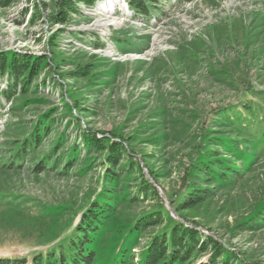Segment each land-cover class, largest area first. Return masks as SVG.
Segmentation results:
<instances>
[{"label": "rangeland", "instance_id": "1", "mask_svg": "<svg viewBox=\"0 0 264 264\" xmlns=\"http://www.w3.org/2000/svg\"><path fill=\"white\" fill-rule=\"evenodd\" d=\"M56 2L0 4V52L42 56L48 64L26 94L17 89L8 99L2 96L8 75L0 76V258L30 261L67 248L105 185L103 153L83 148L90 132L123 140L156 193L134 197L138 174L122 170L127 160L115 167L118 196L125 199L107 220L99 254L118 228L126 231L165 209V225L144 230L129 264L169 218L247 264H264V226L244 224L264 202V156L201 205L177 212L170 204L184 194L186 169L207 138L230 130L221 127L220 116L236 118L242 104L262 101L264 0H169L145 17L126 0H100L91 8L80 4V15L63 25L52 21ZM84 66L88 75L75 76ZM43 120L40 143L22 160L15 157Z\"/></svg>", "mask_w": 264, "mask_h": 264}, {"label": "trees", "instance_id": "2", "mask_svg": "<svg viewBox=\"0 0 264 264\" xmlns=\"http://www.w3.org/2000/svg\"><path fill=\"white\" fill-rule=\"evenodd\" d=\"M100 0H57L52 21L66 24L70 17L80 15L78 6L93 7ZM169 0H126L128 7L138 16H149L152 9L159 12ZM2 7H8L10 0H0ZM46 58L21 55L10 52H0V76L8 75V89L2 92L6 99L19 90L28 92L33 79L40 70L46 67ZM86 66L78 69L75 76H86ZM261 103L250 102L242 104L235 114L220 116L221 127L230 130L219 131L213 138H207V146L202 149L197 159L186 169L185 192L177 193L171 198L177 212L201 205L211 198L217 189L232 186L243 174L250 171L257 161L264 156V92L259 91ZM46 119V116L44 117ZM245 122L248 124L245 125ZM251 123V124H250ZM47 129L44 120L35 127L33 132L17 149L15 157L22 160L30 145H38L41 132ZM84 150L102 152L105 163V185L97 199L90 204L76 226L75 235L67 244L66 249L48 252L45 255L36 254L31 260L26 258H0V264H129L133 259L131 248L138 242V237L144 230L165 225L167 210L144 215L137 219L126 231L117 229L109 245L101 250L100 239L104 233L107 220L116 214V208L125 198L118 196L117 186L120 175L115 171L122 161L127 160V174H138L141 184L136 197L152 191L155 188L144 179L132 155L126 151L123 140L110 137H96L85 132L82 140ZM206 145V144H205ZM213 147V149L211 148ZM220 150V151H219ZM77 148L74 149L75 155ZM152 175V174H151ZM135 200V198H133ZM184 220V219H183ZM185 221V220H184ZM112 226L115 224L111 223ZM168 227L150 238L145 249L140 253L136 264H247L239 259L234 251L224 248L219 242L206 234H201L194 227L176 220L168 219ZM249 230L264 226V202L258 210L244 221ZM118 227V226H117ZM134 244V245H133ZM209 255L206 260L203 257ZM203 260V261H202Z\"/></svg>", "mask_w": 264, "mask_h": 264}]
</instances>
